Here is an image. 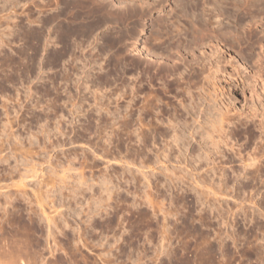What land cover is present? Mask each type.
<instances>
[{"label": "rangeland", "instance_id": "1", "mask_svg": "<svg viewBox=\"0 0 264 264\" xmlns=\"http://www.w3.org/2000/svg\"><path fill=\"white\" fill-rule=\"evenodd\" d=\"M84 1L0 0V264H264V0Z\"/></svg>", "mask_w": 264, "mask_h": 264}, {"label": "bare ground", "instance_id": "2", "mask_svg": "<svg viewBox=\"0 0 264 264\" xmlns=\"http://www.w3.org/2000/svg\"><path fill=\"white\" fill-rule=\"evenodd\" d=\"M86 1V0H85ZM84 1V2H85ZM101 1V0H100ZM103 1V0H102ZM179 1V0H178ZM209 1V0H208ZM223 1V0H222ZM243 1L244 0H235V6H237V7H241L240 5H242V3H243ZM253 3H252V6H254V5H256V3H254L255 1H257V0H251ZM262 1V0H261ZM54 2V1H53ZM56 2V1H55ZM89 2V1H88ZM97 2V3H96ZM149 2V1H148ZM210 2V1H209ZM214 2V0H212V3ZM91 3H92V5H96V4H98V5H102V4H104V3H101L100 4V2H99V0H91ZM94 3V4H93ZM96 3V4H95ZM180 3V2H179ZM245 3V2H244ZM251 3V2H250ZM260 3V2H259ZM262 3V2H261ZM63 4V3H62ZM207 4V3H206ZM214 4V3H213ZM74 5V4H73ZM116 5V4H115ZM178 5V4H177ZM176 5V6H177ZM182 5V6H181ZM197 2H194V4H192V3H188V2H185V3H180L179 4V6H181V11H182V15L185 17V16H187V11H191V10H193V9H195L196 10V8H198L197 7ZM245 5V4H244ZM54 6V5H53ZM75 6V5H74ZM106 6V5H105ZM243 6V5H242ZM64 7V6H63ZM76 7V6H75ZM172 7V6H171ZM59 8V7H58ZM77 8V7H76ZM76 8H74V9H76ZM81 8V7H80ZM179 8V7H178ZM200 8V7H199ZM65 9V8H64ZM85 9V8H84ZM91 9V8H90ZM202 9V8H201ZM200 9V10H201ZM214 9V8H213ZM216 9V8H215ZM68 10V8L66 9V11ZM87 10V9H86ZM92 10V9H91ZM199 10V9H198ZM77 11V10H76ZM78 11H79V9H78ZM84 11V10H83ZM211 11V10H210ZM88 12V11H87ZM193 12V11H192ZM191 12V13H192ZM196 12V11H195ZM203 12H204V9H203ZM59 13V12H58ZM102 13V12H101ZM194 13V12H193ZM192 13V14H193ZM212 13V12H211ZM214 13V12H213ZM203 15V13L202 12H200V14H198V13H196V15L198 16V15H200L199 17H201L202 15ZM74 15V14H73ZM208 15V14H207ZM206 15V16H207ZM226 15V14H225ZM255 15V14H254ZM253 15V16H254ZM204 16V15H203ZM210 16V15H209ZM214 16V15H213ZM252 16V15H251ZM84 17V16H83ZM216 17V16H215ZM214 17V18H215ZM222 17H223V15H222ZM256 17V16H255ZM57 15H53V17L51 18L52 20V22H50V23H53V29H54V31H55V29L59 26V24H58V22L59 21H57ZM105 18V17H104ZM205 18V17H204ZM207 18V17H206ZM213 18V17H212ZM66 19V18H65ZM217 19V18H216ZM221 19V18H220ZM225 19V18H224ZM237 19V18H236ZM204 20H206V19H204ZM214 20V19H213ZM240 20V19H239ZM72 21V20H71ZM197 21V20H196ZM209 21V20H208ZM84 22V21H83ZM106 22V21H105ZM195 22V21H194ZM249 22V21H248ZM60 23V22H59ZM186 23H187V21H186ZM198 23V21L197 22H195L194 24L196 25L195 27H200L201 26V28L203 27V25H200L199 26V24H197ZM203 23V22H202ZM238 23V22H237ZM70 24V23H69ZM98 24V23H97ZM191 24H192V22H191ZM190 24V25H191ZM194 24H192L193 26H194ZM204 24V23H203ZM255 24V23H254ZM184 25V24H183ZM191 25V27H193ZM218 25H220V27L221 28H219L220 29V31H217V32H221V30L223 31L224 29V25L222 24V22L220 21L219 22V24ZM241 25H243V24H241ZM66 26H67V24H66ZM208 26V25H207ZM210 26V25H209ZM236 26H237V24H236ZM63 27V26H62ZM69 27V26H68ZM74 27V26H73ZM94 27V26H93ZM116 28V27H115ZM204 28H205V25H204ZM240 28V27H239ZM63 29V28H62ZM208 29V28H207ZM211 29V28H210ZM218 29V28H217ZM58 30V29H57ZM64 30V29H63ZM197 30H198V28H197ZM203 30V28L200 30V31H202ZM213 30V29H212ZM250 30V29H249ZM96 31V30H95ZM158 31V30H157ZM191 31H192V29H191ZM195 31H196V29H195ZM213 31H215V30H213ZM225 32H224V36L226 35V33H228V30L226 31V30H224ZM231 31V30H230ZM252 31H253V29H252ZM61 32V31H60ZM66 32H68V31H66ZM217 32H215V33H217ZM94 33V32H93ZM196 33V32H195ZM236 33V32H235ZM92 34V33H91ZM102 34V33H101ZM199 34H201V33H199ZM203 34V33H202ZM219 34H221V33H219ZM237 34H239V33H237ZM182 35V34H181ZM204 35V34H203ZM206 35V34H205ZM218 35V34H217ZM240 35V36H239ZM239 35H236L235 37H236V39H238V42H239V40L242 38L241 37V34H239ZM55 36V35H54ZM106 36V35H105ZM61 37V36H60ZM160 37V36H159ZM161 37H163V36H161ZM241 37V38H240ZM187 38V37H186ZM225 39V38H224ZM248 39V38H247ZM66 40V39H65ZM228 42V41H227ZM212 43V42H211ZM102 44V43H101ZM216 45V44H215ZM214 45V46H215ZM218 46V45H217ZM217 46H215L216 48H217ZM222 49V48H221ZM261 49V48H260ZM209 51H211V52H209V54H206V53H203L201 56H200V60L201 61H199L198 60V57L194 60V63L188 68L189 70L186 72V75L184 74V77H183V79H186L189 83L190 82H193V84L195 85V83H197V78L200 76H203V80H205V81H207L208 80V78H209V74H205V70L204 69H199L196 65H198L199 64V62H201V63H204V62H206V63H204V65L206 64H210V63H213V61H215V59H217L218 58V56L220 57V55H219V53H221V51H220V49H216V50H209ZM99 52V51H98ZM197 55V54H196ZM228 58V57H227ZM258 58V57H257ZM218 59H220V58H218ZM255 59V58H254ZM193 60V59H192ZM215 62H217V61H215ZM257 62V61H256ZM221 63V62H220ZM219 63V64H220ZM187 64V63H186ZM222 64V63H221ZM260 64V63H259ZM116 65V64H115ZM213 65H216V63L215 64H213ZM261 65V64H260ZM173 66V65H172ZM199 66V65H198ZM209 66H211V65H209ZM264 66V65H263ZM204 67V66H203ZM217 67V66H216ZM261 67V66H260ZM177 68H178V66H177ZM176 68V69H177ZM179 69V68H178ZM180 70V69H179ZM210 70V69H209ZM260 70V69H259ZM185 71V70H184ZM219 71H221L220 69H219ZM261 71V70H260ZM180 72V71H179ZM256 72V71H255ZM125 73V72H124ZM137 73V72H136ZM164 73V72H163ZM261 73H262V71H261ZM178 74V73H177ZM180 74H182V72H180ZM130 75V74H129ZM160 75V74H159ZM217 75V74H216ZM166 76V75H165ZM182 76V75H181ZM254 76H255V74H254ZM253 76V77H254ZM262 76V75H261ZM107 77V76H106ZM264 77V76H263ZM115 78V77H114ZM218 78V77H217ZM259 77H257V79H258ZM262 78V77H261ZM120 79V78H119ZM135 79V78H134ZM252 79V78H251ZM92 80V79H91ZM117 80V79H116ZM137 80V79H136ZM162 80V79H161ZM181 80V79H180ZM200 80V79H199ZM252 80H255V79H252ZM263 80H264V78H263ZM262 79H261V81L263 82L262 83V85H260L262 88H264V81H263ZM95 81V80H94ZM108 81V80H107ZM110 81V80H109ZM138 81V80H137ZM177 81V80H176ZM251 81V80H250ZM260 81V82H261ZM101 82V81H100ZM178 82V81H177ZM216 82V81H215ZM249 82V81H248ZM252 82V81H251ZM253 82H255V81H253ZM111 83V82H110ZM167 83V82H166ZM165 83V84H166ZM174 83V82H173ZM112 84V83H111ZM162 84V83H161ZM200 84H201V82H200ZM206 84V83H205ZM210 84V83H209ZM250 84V83H249ZM94 85H95V83H94ZM106 85V84H105ZM132 85V84H131ZM191 85V84H190ZM91 86V85H90ZM127 86V85H126ZM171 86V85H170ZM201 86V85H200ZM245 86V85H244ZM164 87V86H163ZM181 87V86H180ZM194 87V86H193ZM259 87V86H258ZM146 88V87H145ZM252 88V87H251ZM86 89V88H85ZM196 89H197V87H196ZM91 90H93V89H91ZM207 90H209V89H207ZM262 90V89H261ZM129 91V90H128ZM135 91H136V88H135ZM135 91H134V93H135ZM198 91V90H197ZM200 91V90H199ZM204 91V90H203ZM252 91V90H251ZM264 91V89L261 91V92H263ZM119 92V91H118ZM187 92V91H186ZM201 92V91H200ZM205 92V91H204ZM260 92V94H262ZM113 93V92H112ZM124 93V92H123ZM188 93V92H187ZM250 93V92H249ZM248 93V94H249ZM115 94H116V92H115ZM188 94H190V93H188ZM187 94V95H188ZM209 94V93H208ZM88 95V94H87ZM133 95V94H132ZM186 95V96H187ZM190 95H192V97H194L193 96V94H190ZM198 95V94H197ZM252 95V94H251ZM253 95H254V93H253ZM252 95V96H253ZM256 95V94H255ZM254 95V96H255ZM264 95V94H263ZM136 96V95H135ZM183 96V95H182ZM185 96V97H186ZM189 96V95H188ZM187 96V97H188ZM257 96H258V98L259 97H261L260 95H258L257 94ZM82 97V96H81ZM158 97V96H157ZM191 97V96H190ZM216 97V96H215ZM203 98V97H202ZM213 98V97H212ZM255 98H256V96H255ZM263 98V97H262ZM55 99V98H54ZM134 99V98H133ZM155 99V98H154ZM153 99V100H154ZM97 100V99H96ZM110 100V99H109ZM150 100V99H149ZM148 100V101H149ZM191 100V99H190ZM214 100V99H213ZM256 100V99H255ZM261 100H263V99H261ZM53 101V100H52ZM67 101V100H66ZM87 100H85V102H86ZM206 101V100H205ZM257 101H259V100H257ZM257 101H255V102H257ZM65 102V101H64ZM72 102V101H71ZM84 102V101H83ZM103 102V101H102ZM146 102V101H145ZM150 102V101H149ZM185 102V101H184ZM254 102V103H255ZM262 102V101H261ZM127 103V102H126ZM264 103V102H263ZM134 104V103H133ZM147 104H148V102H147ZM184 104V103H183ZM213 104V103H212ZM256 104V103H255ZM261 104V103H260ZM77 105V104H76ZM257 105V104H256ZM259 105V104H258ZM263 105V104H262ZM212 106V105H211ZM147 107V106H146ZM78 108V107H77ZM119 108V107H118ZM134 108V107H133ZM145 108V107H144ZM250 108V107H249ZM261 109L259 110V111H261L262 110V108L263 107H260ZM147 109V108H146ZM208 109V108H207ZM228 109V108H227ZM160 110V109H159ZM191 110V109H190ZM219 110V109H218ZM256 109H254V111H255ZM162 111V110H161ZM221 111H222V109H221ZM224 111V110H223ZM226 111V110H225ZM264 110H262V112L260 113V115H257V116H264V112H263ZM55 112V111H54ZM142 112V111H141ZM146 112H148V111H145V114H146ZM159 112V111H158ZM253 112V111H252ZM155 113V112H154ZM223 113V112H222ZM158 114V113H157ZM217 114V113H216ZM224 114V113H223ZM229 114V113H228ZM227 114V115H228ZM252 114V113H251ZM253 114L255 115L256 113H254L253 112ZM253 114H252V116H253ZM115 115V114H114ZM227 115L225 114L224 116L222 115V117L220 118V123L223 121V120H225V118L227 119ZM250 115V114H249ZM57 116V115H56ZM256 116V115H255ZM255 116H253V117H255ZM234 118V117H233ZM248 118V117H247ZM257 118V117H256ZM241 119V118H240ZM261 119H263L262 117H261ZM261 119H259L260 121H259V123L260 122H262L263 120H261ZM234 120V119H233ZM256 120V119H255ZM229 121V120H228ZM242 121V120H241ZM252 121V120H251ZM254 121V120H253ZM205 122V121H204ZM225 122H227L226 120H225ZM230 122V121H229ZM236 122V121H235ZM238 122H239V120H238ZM222 123H224V121L222 122ZM258 123V124H259ZM264 123V122H263ZM204 124V123H203ZM244 124V123H243ZM252 124H253V122H252ZM261 124V123H260ZM225 125V124H224ZM245 125V124H244ZM211 126H213L212 124H211ZM240 126H241V124H240ZM247 126H249V125H247ZM250 126H252V125H250ZM253 126L255 127V125L253 124ZM259 126V125H258ZM257 126V127H258ZM235 127V126H234ZM239 127V126H238ZM253 127V128H254ZM215 128V127H214ZM259 128V127H258ZM261 128H262V126H261ZM211 129H213V128H211ZM221 129V128H220ZM220 129H219V131H220ZM252 129V128H251ZM250 128H248L247 130H251ZM260 129V128H259ZM215 130V129H214ZM218 130V129H217ZM223 130V129H222ZM225 130V129H224ZM212 131V130H211ZM252 131H254V130H252ZM213 132V131H212ZM215 132V131H214ZM220 133V132H219ZM233 134V133H232ZM213 135V134H212ZM225 136V135H224ZM227 136V135H226ZM225 136V137H226ZM253 136V135H252ZM211 137V136H210ZM263 138H264V136H263ZM177 139V138H176ZM226 141H228V140H226ZM263 141V140H262ZM215 143V142H214ZM220 147V146H219ZM16 148V147H15ZM27 149H29V147L27 148ZM26 149V150H27ZM261 149V148H260ZM30 150V149H29ZM259 151V150H258ZM23 152V151H22ZM27 152H28V150L26 151V152H24V154L26 153L27 154ZM30 152V151H29ZM28 152V153H29ZM250 156V155H249ZM256 157V156H255ZM254 158V157H253ZM252 160V159H251ZM159 161V160H158ZM161 161V160H160ZM130 162V161H129ZM255 162V161H254ZM253 162V163H254ZM247 163V162H246ZM252 163V162H251ZM258 164V163H257ZM247 165H249L248 163H247ZM151 166V165H150ZM257 167V166H256ZM259 167V166H258ZM29 168V170H28V174H29V171H30V173H36L37 172V169L34 167V166H31V167H28ZM257 170V169H256ZM259 170V169H258ZM25 172V171H24ZM55 172V171H54ZM83 173H85V172H83ZM82 173V169H81V172L79 173L80 174V176H79V178H77L78 180V185L80 186H82V184H86L87 185V183H86V180H85V178H84V174ZM24 174V173H23ZM37 174V173H36ZM77 174V173H76ZM84 175V176H83ZM19 176V175H18ZM21 176V175H20ZM34 177L36 176V175H33ZM78 176V175H77ZM76 176V177H77ZM27 177V176H26ZM25 177V178H26ZM29 177V176H28ZM21 178H22V176H21ZM97 179V178H96ZM102 180L99 182V179H98V182L100 183V185H98L97 187L98 188H96V186L94 185H91V186H93L94 188H96V189H98V190H96V189H93V187H91L90 185H88V187L86 186V188L87 189H89L90 191H92L91 192V194H90V196L91 197H93L94 195L96 196V193H99V196L101 195V194H103V193H106V194H108L109 195V193H111V191L112 190H114L112 187H111V185H109V181L107 180V178L105 179H103V177L101 178ZM21 180V179H20ZM62 181H64V180H62ZM76 181V180H75ZM74 181V182H75ZM76 184V185H77ZM94 184V183H93ZM98 184V183H97ZM199 184V183H198ZM205 184V183H204ZM75 185V186H76ZM199 185H202L201 183L199 184ZM85 186V185H84ZM207 187L208 188V185H204V187ZM114 187V186H113ZM116 187V186H115ZM83 188V187H82ZM82 188H80V189H82ZM73 189V188H72ZM78 189V188H77ZM87 189H85V190H87ZM209 189L210 190H208V191H211V192H216V191H214V190H212L210 187H209ZM82 190H84V189H82ZM84 190V191H85ZM201 190V189H200ZM74 191V190H73ZM81 191V190H80ZM87 192V191H86ZM218 193L220 192V191H217ZM75 193H78L77 195H80L81 193H82V191L79 193V191L78 192H75ZM84 194V193H83ZM82 194V196L84 197V195ZM89 194V193H88ZM215 194V193H214ZM98 195V194H97ZM148 195V194H147ZM216 195H217V193H216ZM42 196V195H41ZM41 196L39 197V198H41ZM98 196V198L97 199H95L94 201H92L93 202V204H96V203H98L99 201H100V198L101 197H99ZM102 196V195H101ZM218 196V195H217ZM66 197V196H65ZM202 197V196H201ZM92 199H94V198H92ZM38 200V199H37ZM202 200V199H201ZM196 201V200H195ZM38 202H39V200H38ZM256 206V205H255ZM91 208V207H90ZM94 211V210H93ZM44 214H46V213H44ZM46 216V215H45ZM49 218V217H48ZM50 219V218H49ZM2 221V220H1ZM201 222V221H200ZM256 223H258V222H256ZM255 223V224H256ZM187 224V223H186ZM259 224H261V223H259ZM259 224L257 225V226H259ZM52 226V225H51ZM56 226V225H55ZM186 226H188V225H186ZM260 228H261V226H259ZM258 227V228H259ZM182 228V227H181ZM194 228V227H193ZM183 229V228H182ZM185 231V230H184ZM1 233V232H0ZM3 233V232H2ZM4 234V233H3ZM50 234V233H49ZM262 235V234H261ZM252 236V235H251ZM256 236H258L257 234H256ZM256 236H254V237H256ZM3 237V236H2ZM5 237V236H4ZM80 238V237H79ZM261 239V238H260ZM262 239H264V238H262ZM5 240V239H4ZM203 240V239H202ZM11 241V240H10ZM218 241V240H217ZM257 241H259V240H257ZM261 241V240H260ZM205 242H206V239H205ZM250 242V241H249ZM262 242H263V240H262ZM211 244V243H210ZM257 244V243H256ZM262 245H263V243H261ZM2 245H4V244H2ZM205 245V244H204ZM258 245V244H257ZM259 245H260V243H259ZM258 245V246H259ZM262 245L261 246H259V247H261L262 248ZM255 248H257V252H258V249H260V248H258V246H255V245H253ZM8 247V246H7ZM254 247H252L253 249H254ZM264 247V246H263ZM225 248V247H224ZM7 249V248H6ZM12 249V248H11ZM2 251V250H1ZM0 251V252H1ZM7 251H9V250H7ZM205 251H206V249H205ZM212 251V250H211ZM10 252V251H9ZM8 252V253H9ZM257 252H256V255H257ZM7 253V252H6ZM6 253H4V255L6 256ZM12 253V252H11ZM10 253V254H11ZM211 253V252H210ZM212 255V254H211ZM4 256V257H5ZM12 256V255H11ZM207 256V255H206ZM259 256H261V255H259ZM262 256H263V254H262ZM257 257H258V255H257ZM264 257V256H263ZM263 257H260V259H259V257H258V259L259 260H261ZM17 258V257H16ZM18 259H19V257H18ZM207 259V258H206ZM214 259V258H213ZM212 259V260H213ZM264 260V258L261 260V261H263ZM221 261V260H220ZM225 262V261H224ZM2 264V263H1Z\"/></svg>", "mask_w": 264, "mask_h": 264}]
</instances>
